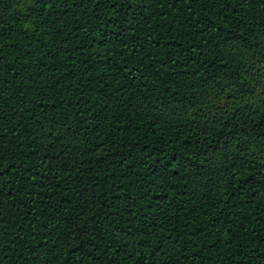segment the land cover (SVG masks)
<instances>
[{
	"label": "trees",
	"instance_id": "16d2710c",
	"mask_svg": "<svg viewBox=\"0 0 264 264\" xmlns=\"http://www.w3.org/2000/svg\"><path fill=\"white\" fill-rule=\"evenodd\" d=\"M0 264H264V0H0Z\"/></svg>",
	"mask_w": 264,
	"mask_h": 264
}]
</instances>
